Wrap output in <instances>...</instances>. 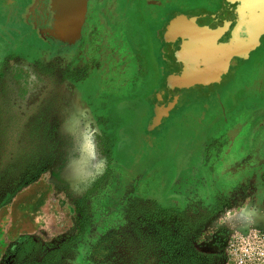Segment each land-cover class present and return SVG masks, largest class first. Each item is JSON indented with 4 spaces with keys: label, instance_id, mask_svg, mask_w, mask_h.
I'll list each match as a JSON object with an SVG mask.
<instances>
[{
    "label": "rangeland",
    "instance_id": "374dc122",
    "mask_svg": "<svg viewBox=\"0 0 264 264\" xmlns=\"http://www.w3.org/2000/svg\"><path fill=\"white\" fill-rule=\"evenodd\" d=\"M35 1L0 0V26L9 20V30L0 27V129L15 132L13 117H29L49 103L53 157L0 207V264H23L73 235L81 210L76 200L98 176L106 179L93 186L89 208L101 225L105 217L118 219L106 210L110 198L125 194L166 204L196 191L202 207L212 203L222 157L243 153L249 109L264 107V34L247 58L231 60L219 81L201 83V71L186 69L170 21L177 13L225 10L229 0H47L40 23ZM59 13L67 35L80 14L70 37L56 35ZM61 56L72 78L44 75L31 63L48 68ZM78 73L83 77L76 80ZM237 186L225 194L229 203L242 194ZM18 233L36 245L6 256ZM79 264L89 263L81 256Z\"/></svg>",
    "mask_w": 264,
    "mask_h": 264
},
{
    "label": "trees",
    "instance_id": "16d2710c",
    "mask_svg": "<svg viewBox=\"0 0 264 264\" xmlns=\"http://www.w3.org/2000/svg\"><path fill=\"white\" fill-rule=\"evenodd\" d=\"M104 149L106 157L109 158V145L106 144ZM52 157V154L49 155L48 163ZM44 170H40L39 173ZM102 178L103 176L96 177L88 190L76 200L77 206L81 207L77 230L59 246L74 247L88 243L90 252L95 255V259H89L88 263L118 264L114 259L115 245L119 243L120 234H128L130 233L128 230H131L138 245L135 257L129 264H214L215 255L199 250L194 241L204 224L229 204L228 197L216 194L212 203L199 212L197 205L203 206L205 201L196 191L195 197L186 196L182 206H163L154 198L125 194L119 199L110 198L111 206L106 210L108 215L117 213L118 219L105 217L101 225L99 220L96 222L93 219L89 199L93 186ZM34 179L35 177H32L27 182L30 183ZM35 245L31 235L20 233L8 244L4 254L8 256L20 252L22 248ZM56 254V250L47 251L43 262L45 264L51 262L49 257Z\"/></svg>",
    "mask_w": 264,
    "mask_h": 264
},
{
    "label": "flooded vegetation",
    "instance_id": "af4514ba",
    "mask_svg": "<svg viewBox=\"0 0 264 264\" xmlns=\"http://www.w3.org/2000/svg\"><path fill=\"white\" fill-rule=\"evenodd\" d=\"M46 3L47 0L35 1V16L39 23L40 20L45 17L47 9L49 10L48 3ZM97 4L98 3L93 2L92 9H96L98 6ZM16 20L11 21L15 25H20V22ZM8 21H6L5 18V24L0 26L2 28L4 27L3 30L5 32L6 30H9ZM228 36L229 30L220 39L225 40ZM36 50L40 51V49ZM51 58V60L54 59L53 57ZM234 58L236 57H232L231 60ZM231 60L228 71L231 68ZM63 61L64 58H62V56L61 59L57 61H50L53 63L49 64L48 68H40L38 63L35 61H32L31 63H33L39 71L43 72L44 75L52 76L53 74H56L57 77H59L58 79L62 81L63 77L69 79L72 78L73 75L70 74L63 66ZM186 65L187 63H185V67ZM186 69H184V71ZM80 74L81 73H78L73 77L76 80L81 79L83 75L79 76ZM166 103L172 105V102L168 103V101H166L165 104ZM41 107L36 109L29 117H24L23 113H19V115L13 117V125L17 126L15 132H13V130H9L8 128L0 129V136L2 137L3 135L1 131L5 130L7 132L6 134L4 133V139H0V207L3 206L8 199H10L11 195H13L23 183H26L36 174V172L39 173L40 170L45 169L48 165L49 155L52 154L51 149L50 151L47 149L49 147L47 144V137L49 136L47 134V130L49 126L48 115L50 104H42ZM160 108L162 110L168 109V107H159V109ZM248 141L250 144L251 154L254 157L252 162L253 168L258 171V179H260V181L264 184V107L261 108L260 106H257L249 109ZM3 142L10 144L5 145L7 148H4V144H2ZM260 166L262 167L260 168ZM105 179L106 177L103 178V182ZM262 203L261 209L264 208V198ZM196 208L199 212L204 210L202 206H197ZM262 223L264 224V221ZM128 231H130V233L120 234L119 243L115 245L116 250L114 251V259L118 264L119 262L120 264H129V262H131V260L135 257L138 241L134 233L131 230ZM220 235L221 236L215 238L213 241L212 237H209L208 239L204 238L201 243L203 245L200 244L198 247L195 245V242L200 237V233L198 238L194 241L196 248L215 255L213 259L214 264H221L224 257L223 234L220 233ZM80 248L81 245L74 247H61L59 245L53 246L47 248L46 251H43L42 255L38 258H29V261H25L23 264H45L43 262V258L45 257L44 254L49 250H56L57 254L50 256L49 258L51 259V262H48L47 264H79V258L81 256L86 260V262H88L89 259H95V255L93 256L90 250H87V252H81ZM120 259L122 261H120ZM18 264H20V262Z\"/></svg>",
    "mask_w": 264,
    "mask_h": 264
},
{
    "label": "water",
    "instance_id": "95a60500",
    "mask_svg": "<svg viewBox=\"0 0 264 264\" xmlns=\"http://www.w3.org/2000/svg\"><path fill=\"white\" fill-rule=\"evenodd\" d=\"M229 5L219 12L177 13L170 21L169 29L181 40L184 46L182 53L187 55L191 72L199 74L201 71L203 74L201 83L219 81L231 58H247L249 52L260 44V36L264 34V0H229ZM57 15L59 29L54 28L56 35L70 37L71 32L77 30L80 14H76V26L68 35L60 13ZM228 30L227 39L221 40ZM179 75L182 80L187 77L182 72ZM173 81L176 78L169 80L170 83Z\"/></svg>",
    "mask_w": 264,
    "mask_h": 264
},
{
    "label": "crops",
    "instance_id": "0c3cea01",
    "mask_svg": "<svg viewBox=\"0 0 264 264\" xmlns=\"http://www.w3.org/2000/svg\"><path fill=\"white\" fill-rule=\"evenodd\" d=\"M227 71L225 73H227ZM225 73H222L220 77H222V75ZM227 154L222 157L219 166H221L222 164V166H225V169H227L228 167H230V169L224 170L221 166V172H217V176H219L220 179V191L218 190L217 193L225 196V194L230 192L234 185L237 184L238 186L235 191H242V194L238 193L235 198H231L230 203L227 207L219 212H216L214 216L208 222H206L200 232V237L195 242V245L197 247L203 242L204 238L215 226L219 225L220 227L238 229L249 227L256 223H262L264 221V213L262 212L264 211V209H261V203L263 202L264 198V184L260 181V179H258V171L254 169L252 165L254 157L251 154L248 134L247 146L245 150H243V153L239 154L236 158L230 157L229 159H226V157L229 156V152ZM232 163L234 165H232ZM261 167L262 166H260V168ZM232 182H235L233 183L234 185L232 184ZM243 190L246 191L245 197L243 194ZM174 198L175 196L172 197V200H170L166 204L161 203L158 200L157 201L163 206H182L184 204V201L182 203H178L173 200ZM256 205L257 207H255ZM18 234H16L15 236H17Z\"/></svg>",
    "mask_w": 264,
    "mask_h": 264
},
{
    "label": "built area",
    "instance_id": "2783aa9c",
    "mask_svg": "<svg viewBox=\"0 0 264 264\" xmlns=\"http://www.w3.org/2000/svg\"><path fill=\"white\" fill-rule=\"evenodd\" d=\"M262 212L264 213V211ZM220 233L223 234L224 253L221 264H264L263 223L238 229H228L218 225L205 239L212 237L213 241L221 236Z\"/></svg>",
    "mask_w": 264,
    "mask_h": 264
}]
</instances>
